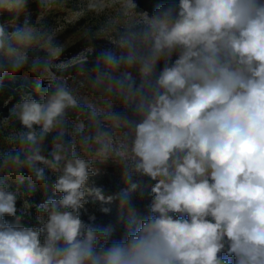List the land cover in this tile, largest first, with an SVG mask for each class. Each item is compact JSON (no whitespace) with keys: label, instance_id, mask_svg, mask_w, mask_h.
I'll list each match as a JSON object with an SVG mask.
<instances>
[{"label":"clouds","instance_id":"obj_1","mask_svg":"<svg viewBox=\"0 0 264 264\" xmlns=\"http://www.w3.org/2000/svg\"><path fill=\"white\" fill-rule=\"evenodd\" d=\"M31 2L0 0V77L28 67L39 97L0 119V264H264V0H164L152 15L86 0L114 14L68 64L47 19L66 0H35V19ZM109 160L126 169L118 238L79 215L106 201L88 181ZM46 170L63 195L24 227L9 181L43 184ZM132 176L155 182L142 218Z\"/></svg>","mask_w":264,"mask_h":264},{"label":"rangeland","instance_id":"obj_2","mask_svg":"<svg viewBox=\"0 0 264 264\" xmlns=\"http://www.w3.org/2000/svg\"><path fill=\"white\" fill-rule=\"evenodd\" d=\"M85 3L86 0H66L64 7L47 17L56 38L63 46V52L58 58V62L61 64H68L69 61L85 55L89 50L85 33L89 29L95 31L106 23L109 15L114 14L112 10L99 15L94 12H83L82 9ZM29 8L33 13V19H35L38 13L35 0L29 4ZM136 10L138 12H146L138 6ZM93 43L99 47L106 44V41L93 39ZM3 76V78L10 81L15 90L26 87L36 90L38 80L31 74L28 67L21 69L15 75L4 74ZM40 87L41 89H46L48 87L47 82H42ZM5 94L6 92L0 88V119L10 116L9 102L11 96H6ZM116 110L120 111L119 108ZM15 127L19 129L20 126L16 124ZM69 131H71V128H69ZM68 139H71V137H68ZM46 143L50 147L51 137L48 138ZM9 147L5 134H0V153L8 150ZM93 171L95 175L89 177L88 184L90 187L101 189L106 201L94 200L91 196L87 197L88 203L79 210L80 218L85 223L98 226H106L109 223L116 225V236L118 238V228L125 220H120V201L116 197L127 186L125 182L126 169L122 165L109 160L104 163L94 162ZM45 174L47 181L43 184L32 183L26 171L21 174L23 177L22 182L9 181L10 190H18L20 193L16 202V216L20 218L19 223L24 227H40L41 224L36 219L37 209L35 206L49 199H59L63 195V193L55 192L53 187L56 176L47 170ZM131 180L138 184L137 191L133 194V205L137 213L145 216L148 214L147 205L152 200L151 187L155 182L148 177L138 176H132ZM108 197H113V199L107 201ZM25 201L31 206L26 208ZM104 209L108 211L105 212ZM90 217H94V220L90 219ZM5 220L9 223H16L15 217L5 216Z\"/></svg>","mask_w":264,"mask_h":264},{"label":"trees","instance_id":"obj_3","mask_svg":"<svg viewBox=\"0 0 264 264\" xmlns=\"http://www.w3.org/2000/svg\"><path fill=\"white\" fill-rule=\"evenodd\" d=\"M134 2L136 3V5L139 8H142L143 10H145L146 12H148L149 14H153V12L155 11V9L157 8V6L159 4H161L162 2H164V0H134ZM174 2L178 3V0H174ZM4 77V76H3ZM0 77V88L2 91L6 92V96H11L10 102H9V106L10 109L17 103L20 101L21 97L25 94H31L34 98L39 99V97L36 95V91L35 89H30V88H24V89H13L12 84L10 83V81H8V79ZM5 82V83H4ZM19 125V124H17ZM138 214V218H142L143 216L139 213ZM127 224V220H125L118 228V233L119 236L123 234L124 232V228Z\"/></svg>","mask_w":264,"mask_h":264}]
</instances>
